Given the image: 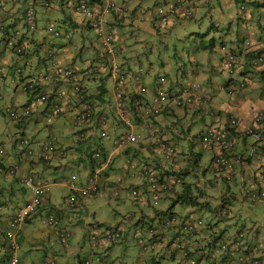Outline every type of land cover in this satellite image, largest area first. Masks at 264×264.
Wrapping results in <instances>:
<instances>
[{
	"label": "rangeland",
	"instance_id": "1",
	"mask_svg": "<svg viewBox=\"0 0 264 264\" xmlns=\"http://www.w3.org/2000/svg\"><path fill=\"white\" fill-rule=\"evenodd\" d=\"M11 1L12 0H9V6L13 5ZM127 1H130L129 4H136L137 1L141 0ZM117 2L119 1L117 0ZM252 2L257 3L255 0ZM263 2L264 0H260L261 4H263ZM207 3V5L199 9L195 19L181 20L173 25H166L158 21V19H156L158 18L157 8L153 9L154 7L150 8L151 10L148 9V18L144 13L136 14L132 11H128L125 13V19L118 21L114 25L115 33L118 38L121 34L126 36L127 49L134 54V60H136L135 72L139 73L142 70L145 74H154L160 81H158V87H162L167 91L170 90L172 86L174 87L173 89L176 90L180 88V85L189 86L190 83L200 84L202 82V78H200L201 74H199L195 80L189 74H191V70L201 69L196 61L199 60L200 57H206L205 61L201 64L204 69L209 71L208 73L211 79L214 80L211 94L219 97L222 103H226L229 102L234 95L221 89V84L228 81L231 77L221 65V57L224 54L222 46H225V48L229 50L234 47L236 48L237 45L240 44L239 42L248 44V35L252 31L255 33L259 32L264 38V30H260L264 26L262 23L263 21H260L264 14L258 15L259 8H255L253 3H250L249 0L241 4L236 0H216L211 4H209L210 2ZM119 5L122 10L127 9L121 4ZM242 5H246L245 9H241ZM12 7L14 9L15 5ZM17 13L19 15L21 11L18 9ZM15 14L14 11L13 15L15 16ZM73 14H75V16ZM13 15L11 16L13 17ZM38 18L41 26L48 24L51 27L64 29L73 36L71 43L66 45L67 47L59 52L60 55H57L59 61H62L61 53L64 51L70 55H76L78 53L76 48H81L80 50H83V34L89 36L95 33V29H91L85 25L83 17L73 12L71 9H68L67 12H63L59 7L51 10L39 8ZM243 18L246 19V22L249 20L248 23L250 25L248 27L251 26V30H248L246 23H242ZM256 18H259V22H257ZM131 21H133V23ZM74 22H76V26H73ZM126 22L127 25L123 27ZM131 23L133 25H131ZM154 25H156L157 28H155ZM38 32L40 33L41 30ZM48 41H53V44L57 47L62 44L59 40L53 39L45 30L44 33L38 36V43L44 44ZM212 44L213 47L209 49H207V47L204 48ZM236 50L237 49H233L234 52H236ZM42 54H44V50ZM13 59L14 58L10 55H7L6 58L0 56V62L3 63L6 62L9 64ZM73 59V64L76 65V67L83 66L80 57H74ZM110 80L111 79H109V86L112 88V80L111 82ZM154 87H157V85H154ZM0 92L3 95V99L0 101V107L2 109L0 112V145H6V152H10V150L15 152L21 151L22 147L20 146V142L16 140L23 137L29 139L33 151H37L45 141L52 136H57L58 133L60 137L62 134L66 137L68 134L73 138L72 140H76L72 134V121L69 119H67L66 122L64 121L65 131L63 132L58 129L57 123L49 126L45 118L42 119L41 124L38 123L36 126L33 123H29L27 128H19L18 125L20 122L11 120L5 115L4 111L6 107L21 109V106H23V103L27 100L22 87L15 89V87L8 82L6 86L0 87ZM156 98L157 97L153 96V99ZM262 105L263 104H261V107ZM104 112L107 115L111 114L113 116L111 120L108 121L107 126L109 137L102 136L100 129H97L96 134L98 133L99 140L95 142L96 144L91 143V149L99 147L98 145L100 144L112 149L118 137L121 136L123 132L127 131V128L121 125V123H117L119 127H115L114 114L111 112ZM185 122L189 124L188 120H185ZM212 122L213 120L210 114L205 116L204 121L200 120L198 117L197 121L192 125V137L190 141L185 139L179 141V154L181 156L180 166L185 169L194 168L191 177L193 182L192 186L196 187L193 188V191L195 190V195L201 196L200 200L202 202L209 201L212 207V210L200 212V217L207 223L212 222L213 225L216 223L217 227H215V230L216 228H224L227 225L230 226L229 229L231 231L238 229V227L246 228L249 231V240L251 242H257V245L264 247V201L252 203L253 193L262 185L261 174L264 172V166L259 168L256 164H253L247 174L242 175L245 178L241 180L240 184L231 185L232 189H228L229 186L224 182L219 183L217 189H213L212 186L207 183V178L203 176L201 171L202 168H210L213 152L206 151L204 149L205 146L200 140L201 130L205 127V124L211 125ZM175 124L176 126L179 125L173 122V125ZM229 125L228 128L231 129L233 138L236 142V147L233 151L234 156L238 148L236 138L237 124L236 126H231V123ZM135 128L137 129L138 127L135 126ZM183 148L186 149L185 155L183 153ZM191 149L192 151L195 150L196 153L203 154L199 162H195V159H193V162L191 161ZM202 149H204L205 152H203ZM87 152H90V149H88L86 153ZM10 154H13V152L11 151ZM143 154L145 153L143 152ZM3 155L4 154L1 153L0 157ZM74 155L78 157L80 154L77 153ZM7 160H9V158ZM84 160V165L79 167L68 162L67 156L61 161L60 159H53V162L51 161L53 165L43 169L45 171L44 173H31L33 174L35 184L41 182L46 185L49 199L46 201V208L44 207L45 209L42 211L39 210L38 213L33 215L32 220L22 227V231L25 234L22 239L21 233L23 247L20 251V257L23 264H43V261H55L59 264H79L80 261L84 260L89 261L90 264H100L98 255L103 249L102 247L95 248L91 245V234H99L102 228L105 227L120 228L124 231V239L121 245L115 248V252L110 254L112 257L117 253L121 258V264H142L143 261H146V264H211L205 258L199 263H193V261L185 259L182 253H174L167 247L162 251H156L157 253H155L156 255H154L153 259L150 258L152 254L144 256L145 254L141 251L138 242L136 230L137 227H142L146 224L144 222L143 225V222H141L139 226H136L133 225V223L142 216L143 212H145L146 217L148 215L151 216L150 219L148 216L146 222H151L156 213L155 208L157 210H166L170 207L172 201L164 200V197H161L158 200V205H155L156 198L151 194V204L146 203L145 195L141 197L140 202L134 201L132 196L134 187L129 186V183L133 182L134 179L130 178L129 171L126 168L125 170L127 171L129 179L123 172H121V174L113 171L111 172V177L113 179H117L118 177H115L117 175L122 180L120 184H116L114 187L100 182L101 179L108 181L107 177H104V173L101 172L98 179L99 193L96 194V196H86L85 200H83L82 195L81 202H78L77 210L67 211L71 209L66 205L67 199L76 198V195L88 184L89 178L91 177L92 166L88 167L86 165L87 160ZM116 160L117 165H125V156L124 158L118 156ZM41 167L42 166H39L38 171ZM207 174L208 179L212 177V172L208 171ZM190 179L191 178L186 179V182L191 181ZM3 180H5L4 177L0 175V184ZM82 181L83 186L80 184ZM201 190L205 193V197L204 195H200ZM230 190L231 193H237V201H232L230 206H228L233 218H229L231 215L227 218H222L220 214V208L222 206L221 199L224 195H222V193H226ZM3 192V197L6 196L15 206H24L26 202L33 197V192L28 187L20 191L15 189V192L12 193V200H10L8 196L10 188H8V192H5V190ZM172 198H175V196ZM84 201L85 203H83ZM172 211L175 214L186 217L190 212V208L181 203H177ZM50 213L57 217V221L54 224H49L48 222ZM133 215L136 220L132 221ZM81 220L82 222H80ZM65 231L73 233L69 248H65L60 242L62 233ZM140 231L142 238L148 241V230L146 227L141 228ZM219 258L218 256V259ZM103 259L105 261H111V259L107 257H103ZM236 261L237 259L234 264H236Z\"/></svg>",
	"mask_w": 264,
	"mask_h": 264
},
{
	"label": "built area",
	"instance_id": "2",
	"mask_svg": "<svg viewBox=\"0 0 264 264\" xmlns=\"http://www.w3.org/2000/svg\"><path fill=\"white\" fill-rule=\"evenodd\" d=\"M61 0H12L15 5V11L18 9L21 14L17 17H9L6 20L2 14L4 10H7L9 6V0H0V54L3 56H12L13 61L11 66L13 68L12 75L7 73L6 65L0 63V85L5 82L12 84L15 89L22 87L23 93L27 97L26 102L21 106V109H14L12 107L5 108V115L11 120L21 121L30 118L34 112L36 105H42L48 102L53 95L55 103L53 115L45 116L46 122L52 124L56 119L55 116L62 111L63 108L68 107V103L79 105V110L73 117V125L79 131L84 126L91 123L97 112V106L91 99L90 95L86 91L85 86L77 83L72 84V95L69 96L64 88V84L57 85L60 81H68L75 77L79 70L74 65H64L57 59L58 50L55 46L48 45L45 49L44 56L39 59V62L43 60L48 65V69L42 72H36L31 74L33 69V57H29L32 49L29 47L33 36L39 31V18L38 9L43 8L45 10H51L60 3ZM71 8L73 12L80 14L84 20L89 23L96 31L102 49V54L108 62L110 68L111 77L113 80V92L115 99V110L118 116L122 119L125 126L129 129L126 133L118 137L116 147L117 150H127L131 144L137 143L142 139V136L135 130L136 118H139L141 124L146 129L151 128V119L158 117L162 114L163 106L171 104L176 108H193L201 100L202 96L198 94L199 86L193 84L186 90H179L170 93L159 88L157 93L158 105L151 108L143 107L140 111H132L125 107V96L128 94L129 84L131 77L134 83L138 85L139 92L141 94H147L148 88L144 83V72L141 70L139 73L132 74V76L125 72L118 61V52L121 51L119 45V39L115 33L114 25L118 21H122L125 18V10H122L116 0H70ZM158 21L168 24L174 20L191 19L195 15V6L191 3V0H170L166 4L158 5L157 7ZM116 14V23L109 24L107 17L109 14ZM11 18V19H10ZM53 39L59 40L64 45L71 43L73 36L63 29L51 27L46 24L44 29ZM76 48V46H75ZM77 51L79 50L76 48ZM237 64V57L234 54L229 53L225 59L224 67L230 73L235 71ZM252 64L254 66L264 65V55L257 56ZM54 85L51 92L38 93V88L45 87L47 85ZM246 90V83L241 81L239 83H232L229 86L231 94L241 96ZM68 95V96H67ZM33 97V98H32ZM3 99V95L0 94V101ZM201 103V102H200ZM164 104V105H163ZM63 105V106H62ZM108 118L106 115L99 116V122L103 126L106 125ZM231 126H236V118L233 116L230 119ZM167 129H173V126L167 124ZM167 129L164 134H166ZM245 134L251 138L253 147L250 151L251 155L261 160L264 157L262 147H264V109L259 111L252 121V124L246 129ZM105 136L106 134L103 133ZM201 142L207 149H217L213 161L211 163V169L214 175L218 177H227L231 180L235 174V163L233 158V151L236 147L235 139L233 138L232 131L228 127L219 128L216 126L208 127L201 133ZM58 136H54L47 143L43 144L41 149L34 152L27 144L26 138L17 139L20 142V146L24 148V158L22 162L18 160L10 161L6 168L0 165V174L5 173L9 176H15L18 173H22L26 163L31 159L35 160H49L50 154L56 151V142ZM6 145H0V154L5 151ZM159 149L162 152L165 160L173 164V159L177 155L178 151L175 146L171 145L164 137L160 141ZM92 159L100 162L104 161L110 163L111 157L104 160L102 152L95 150L92 155ZM127 168L130 171L131 177L136 179L140 177L145 181L146 188L155 196V205H158V200L175 189L176 186L182 182L179 178L173 177L167 178V176L161 177L156 172L150 170L148 165H141L132 157L126 159ZM101 169H96L89 178L88 184L76 195V198L67 199V204L70 206L78 205L81 201V196H93L99 193V174ZM262 185L253 193L252 201L259 202L264 201V173L261 174ZM120 182V179L117 183ZM24 184L33 192L32 201L28 202L25 207L17 211L10 219L8 228L6 231L1 230L2 234L0 240V252L6 259L5 264H22L20 259V251L22 249L19 241L20 231L22 226L30 219L37 211L44 205L48 190L44 184H35L32 176L27 175L24 179ZM116 184L110 185L111 187ZM145 188L133 189L132 196L135 200L141 198L146 193ZM85 200V198H84ZM4 209V206L0 203V212ZM54 215L50 214L48 218L49 224H54ZM159 226L150 228L149 240L146 241L142 238L141 231L139 230L138 242L140 244L141 251L146 255L153 251L158 250L161 247L169 246L171 250H176L178 253H182L184 258H191L193 254L199 252L202 248V244L197 243L194 238L199 232H202L205 236H210L204 231L207 223L198 217H180L175 215L169 220L158 216ZM166 220V221H165ZM169 226H177L175 234L167 236L163 234V228ZM167 229V228H165ZM206 233V234H205ZM195 234V235H194ZM246 233H235L229 239V244H223L222 250H226L231 244L236 248L243 249L246 244ZM123 232L119 228L105 229L104 231L91 234V241L94 245H107L123 240ZM71 233L65 231L62 233L60 242L65 248L69 247V240ZM213 238V236L211 237ZM195 243L193 249L187 247L189 244ZM261 246L251 247L249 255L259 256L261 252ZM243 252V251H242ZM243 259V253L240 255V261ZM46 264H56L54 261H47ZM89 264V263H87ZM249 264H258V261Z\"/></svg>",
	"mask_w": 264,
	"mask_h": 264
},
{
	"label": "crops",
	"instance_id": "3",
	"mask_svg": "<svg viewBox=\"0 0 264 264\" xmlns=\"http://www.w3.org/2000/svg\"><path fill=\"white\" fill-rule=\"evenodd\" d=\"M119 2H116L121 4L122 6L126 7L128 11H132L133 13H144L145 16L148 18V9L151 10L150 8L157 6V5H162V4H166L168 3L170 0H142V1H137L136 4H129L130 1L127 0H118ZM216 0H191V3H193V5L195 6V16L194 19L196 18L199 9L204 6L207 5V2H210L209 4H211L212 2H214ZM220 1V0H217ZM251 3H253V0H249ZM257 1V3L254 5L255 8H259L258 9V15L264 14V2L263 4L260 3V0H255ZM256 5H259V7H256ZM56 7H59L62 9L63 12H67L68 9H71V4H70V0H61L59 4L56 5ZM54 7V8H56ZM53 8V9H54ZM153 8V9H154ZM13 8H7V10H4L2 12L1 15H3L5 17L6 20H9V16L13 15L15 10H12ZM147 12V13H145ZM16 13V11H15ZM75 16V14H73ZM18 15H16L17 17ZM20 16V15H19ZM13 17H15L13 15ZM15 17V18H16ZM19 18V17H17ZM16 18V19H17ZM11 19V18H10ZM117 19V15L116 14H109L107 17V22L109 24H113L115 22V20ZM84 20V18H83ZM257 22H259V18H256ZM127 21V20H126ZM251 21V20H250ZM262 23L264 24V15L262 16ZM133 23V21H131ZM178 21L176 20H172L171 21V25L177 23ZM249 20L246 22V19L242 20V23H246L247 27L250 25ZM43 23V22H42ZM85 25H87L89 28L94 29L89 23H87L84 20ZM131 23V25H133ZM173 23V24H172ZM40 25V22H39ZM46 25V24H45ZM45 25L41 26L40 25V29H44ZM127 25V22L125 23L124 26ZM73 26H76V22L73 23ZM155 28L156 25H154ZM251 27V26H250ZM248 27V30H251V28ZM64 30V29H63ZM261 31L264 30V26L262 27V29H260ZM44 33V30H41V32H37L32 40H31V45L29 43V47L32 49L31 54L29 57H33L34 60H37L35 62H33V69L31 70V74H34L36 72H42V71H46L48 69V65L46 63H41L39 62V59H42L44 54H42V51L45 49L48 45H53L57 48L58 50V55L59 52L61 50H64L65 47H67L64 44H61L59 47H57L56 45L53 44V41H48L47 43L44 44H39L38 43V36H40V34ZM249 41H252L253 44H255V48H253V53H250L249 51H247L246 48V44L243 42H239L240 44L237 45V47L232 48V49H237L236 53L238 54V58H239V63L237 65V69L235 71V73L233 75H231L230 79H234V80H242L245 79L247 82V89L246 91L241 95V96H234L231 97L229 102H224L222 103V100H220L219 97L217 96H213L211 94V88H212V84H213V79H211V76L209 75V71L203 68V65L201 64L202 62L205 61L206 57H200L199 60L196 61V63L198 64V66L201 69L198 70H191V75L193 78L198 77L199 74L200 78H202V82L200 83L201 85V89L199 90V95L203 96V99L201 101V103H203V105L199 104L196 108H188V109H180V108H174L173 106H170L167 110H165L163 112V114L161 116L155 117L152 119V125L151 128L146 129L145 127L142 126L140 119H137V131L139 134L142 135V140L141 142L137 143V144H133L130 145L128 147V149L126 151L124 150H117L116 148V142L114 143V147L112 149H109L108 147H106L105 145H98L100 147V149L104 150L103 153L105 155H112V161L108 166H105V168L103 169V173H104V177H107L108 181L105 179H101L100 182L103 184H112V183H116V184H120L122 182V180L120 179L119 176H115L118 177L117 179H113L111 177V172H115L118 174H121V172H123V174L127 175V171L125 170L126 168V161H125V165L119 166L117 165V160L116 158L118 156H121L125 159H127L129 156H132L133 158L139 156L142 157V162L144 163H149L152 164L153 166L156 167L157 164H160L161 167H158L159 171H165L169 168L168 164L164 161V159L162 158L161 153L158 150V140H161V138L164 137V135H166L170 140L172 139L173 142H175L176 144H178L180 146L179 141L180 140H188L190 141V138L192 137V125H194V122L197 121L198 117L200 120H205V116L210 114L212 117V124L211 125H207L205 124V127L201 130L200 132V136L201 133L208 127L210 126H216L219 128H223V127H228L230 126V119L235 116L236 118V124H237V132H236V138H237V151L234 154L233 158H234V163H235V179L237 184L241 183V180L244 179L245 177L242 176L244 174H247L248 170L250 169V167H252L253 164H256L259 168L264 166V158L259 160L256 157L251 156V148L253 147V143L251 138H249L248 136L245 135L246 129L252 124V121L254 119V116L261 110L264 109V67H254L251 65V61H252V57L256 54V53H262L264 54V38L259 34V32H250L249 33ZM119 39V44L122 46V50L120 51V55H119V61L122 63L123 68L127 69L131 72L135 71V65H136V60H134V54L132 52H130V50L127 49L126 46V36L122 35L118 38ZM83 47L84 50H79L77 51L78 53L76 55H70L68 53H66V51H64L63 53H61V63L64 65H74V57H80L81 58V62L83 63V66L79 67L80 75H79V79H81V82L85 84L86 88L91 92V94L94 96V98L96 99V101L98 102V105H100V108L98 109V115L102 114L104 111L106 112H111L112 114H114V122H115V127H119V125L117 123H121V125H123L121 119L119 118V116L116 113L115 110V102H114V98H113V91L112 88L109 86V79L105 80V78L108 76V72L105 70V68L103 67V58H102V53H100V42L98 39V35L95 31V33H92L91 35L87 36L85 34H83ZM207 46H205L204 48H206ZM1 56V54H0ZM3 57V56H2ZM223 57V55H222ZM222 57H221V65L223 67V63H222ZM3 58H6L3 57ZM73 59V60H72ZM72 60V61H71ZM6 65V69H7V73L12 75V71L13 68L11 66V63H3ZM91 66V67H90ZM78 67V66H77ZM83 68L85 69V73L83 74ZM88 68L89 70L87 71ZM227 72V71H226ZM228 73V72H227ZM229 79V80H230ZM156 80H157V76H155L154 74H150L147 73L145 76V84L149 90V92L145 95L143 94H139V90L138 87L136 85H133L131 83L130 85V93L128 94L127 99L125 100V107L127 109H131L132 111H140V109H142L143 107H148L151 108L154 105L158 104V99H153V96L156 97V90L158 88L154 87V85H156ZM226 81L225 83L221 84V89L223 90V87L225 85H227V83L229 82ZM111 82V80H110ZM105 87V89L108 90V93L103 94L104 89L103 87ZM64 87L67 90V93L69 94V96L73 97L72 95V91H71V84L65 82ZM187 86L184 85H180V88L176 89V90H180L183 88H186ZM54 88V85H47L43 88L44 92H51ZM174 87L172 86L170 90H175L173 89ZM95 91V92H94ZM24 104V103H23ZM261 104L262 107H261ZM72 109H69L71 111V113L69 112L66 116L58 118L55 120V123H57V127L59 130H61L62 132L65 131V122L67 121V119H69L70 121L72 120V117L74 115V113L78 110V108H76V104H74V102L71 104ZM39 107V110L37 109L36 114H34L33 117H30L24 121H22V123H19L18 127L19 128H27L30 124H34L35 126L42 122V119L45 118V116L48 113L46 112V109L43 110L42 105H38L37 108ZM103 109V110H101ZM101 110V111H100ZM2 111L1 107H0V112ZM108 117V121L111 120V117H113L111 114L107 115ZM185 120L189 121V124H187L185 122ZM65 121V122H64ZM171 122L173 124V122H176L177 124H179L178 126H176V124L174 125V129L173 130H167L166 134H164L165 130L167 129V124ZM108 126V125H107ZM90 127H92L93 129H90L88 131V137H86V140L83 141H79V140H72L73 138H71L70 136L65 137L63 134L60 138L59 144L61 146V148H63V151H65V155L61 156V155H56L55 159H60L63 160L66 156L68 157V162H71L74 166H79L81 167V165H84V162L86 159L87 160V166L91 167L90 161H89V157H90V153H86V149L91 146V143H95L96 141L99 140L98 138V133L96 134V130L99 129L100 125L99 122L96 120L90 125ZM107 128V127H106ZM124 133V132H123ZM122 133V134H123ZM72 135V134H71ZM70 140H67V139ZM159 138V139H158ZM72 140V142H71ZM201 140V138H200ZM74 141V142H73ZM87 141V142H86ZM83 143V144H82ZM96 144V143H95ZM85 150H84V148ZM14 148V147H13ZM12 148V149H13ZM204 149L206 151H212L213 155L211 157V161L214 158L215 154L217 153V149H207L204 147ZM202 149L203 152H205V150ZM186 149L183 148V153L185 155ZM13 152V154H10V152ZM10 152H6L2 157H0L1 162L3 161V163L7 164L10 161L13 160H20L21 155V151L19 152H15L13 150H10ZM143 152L145 154H143ZM79 153L80 155H78V157H75L74 154ZM191 153V161L193 162V159H195L196 161H200L201 158L203 157V154L201 153V157L199 158L198 154L196 153L195 150L192 151V149L190 150ZM120 154V155H119ZM74 155V156H73ZM198 156V157H197ZM9 158V160H7ZM181 158V156H180ZM180 158H179V165H180ZM53 162V161H52ZM50 164H41L40 162H35V163H28V168H25V170L23 171V173L25 174H30L32 172H36L38 174H42L45 171L43 169H46L47 167H51L53 165V163ZM62 165V164H61ZM39 166H42L41 169L38 171ZM128 169V168H126ZM165 169V170H164ZM92 170V168H91ZM192 173L189 174L188 178H191V181H187V183L191 184L192 182V175H193V171L194 168L191 167ZM203 176H206L207 180L209 182V180H211V178L208 179V174L207 172H212L211 167L209 168H202L201 169ZM120 172V173H119ZM88 174V173H87ZM130 176V175H129ZM16 178L13 177H4L5 180L2 181V183L0 184V200L6 204V208L4 210V212H2V214H0V226H5L7 227V217L9 215H12L13 213H15L20 207L22 206H15L11 203V201H9V199H7V197H3L4 195V190L5 192H8V188H10V192H8V196L10 197V200L13 199V194L16 190H23L24 185H23V180L22 177H24L23 174L19 175V176H15ZM127 178L129 179L128 175ZM120 182L117 183L115 180H119ZM86 180V178H85ZM81 186H83V181L80 183ZM131 185H139V186H143V181L140 177H138L137 179H134L133 182L129 183V186ZM114 187V186H113ZM143 188H145L146 193H144L145 198H146V203H150V194L147 192V188L146 186H144ZM180 188L178 187L175 191H179ZM96 196V195H94ZM172 196L168 197L167 199L164 197V200H169L170 198H172ZM85 203V201L83 202ZM46 208V205L44 206ZM42 208L40 211L44 210L45 208ZM78 205L76 207L72 206L71 209H68L67 211H75L77 210ZM143 211V210H142ZM156 214V213H155ZM149 219L151 218L150 215ZM148 216H145V212L142 213V216L140 218H138V220L136 222L133 223V225L138 226L141 222H145L146 225L142 226V227H138V228H143L146 227V229L150 230V227L148 229V224L146 222ZM136 220V218L134 217V215L132 216V221ZM82 222V220L80 221ZM156 223V222H154ZM153 224V223H152ZM155 225V224H153ZM124 232V231H123ZM208 234L209 231H204ZM22 233V239H23V235L25 236L24 232L21 231ZM73 236V233H72ZM124 236V235H123ZM20 239H21V235H20ZM124 239V237H123ZM52 240V239H51ZM195 240V238H194ZM123 241V240H122ZM122 241L120 243H117L115 245H109L107 247L104 246H95V248H101L103 249V251L101 253H99L98 255V260L100 264H121V258L120 256L115 253V256H112L110 254H112L113 252H115V248L119 247L122 243ZM92 245V244H91ZM93 246V245H92ZM195 246V243H191L188 245V247H190L191 249H193ZM162 251V250H160ZM157 253V252H155ZM155 253H152V255L150 256V258L153 259L154 255H156ZM103 257H107L110 258L111 261H105L103 259Z\"/></svg>",
	"mask_w": 264,
	"mask_h": 264
},
{
	"label": "trees",
	"instance_id": "4",
	"mask_svg": "<svg viewBox=\"0 0 264 264\" xmlns=\"http://www.w3.org/2000/svg\"><path fill=\"white\" fill-rule=\"evenodd\" d=\"M256 7H259V5H256ZM166 25H170V23H168ZM210 47H213V44L210 45L209 47H207V49H209ZM83 50H84V47H83ZM100 53H102L101 47H100ZM120 54L121 53L118 52V58H119V55ZM57 55H58V53H57ZM102 58L104 60L103 61V65L105 67H108V62L106 61V58L103 55H102ZM41 62H44V61L41 60ZM74 66H75V68H77L79 70V67H76V65H74ZM86 69H87V71L89 70L88 68H86ZM80 72L81 71L79 70V73L75 77H73L72 79L66 81L67 83L71 84V88H72V84L73 83H77L79 85L85 86L84 82L82 83L81 82V79L78 78L79 75H80ZM85 72L86 71L83 68V74ZM7 83L8 82H5L4 84L0 85V87L6 86ZM63 83H65V81H60L59 83H57V85H61ZM101 87H103V86H101ZM103 89H104L103 94L108 93V90L105 89V87H103ZM37 90H38V93H42L43 92V87H40ZM65 90H66V88H65ZM171 91L176 92V91H179V90H171ZM66 92H67V90H66ZM0 94L2 95L1 92H0ZM53 100H54V97L52 95L51 96V99L48 102L42 104L43 110L46 109V112L45 113H48L47 115H53L54 114L53 109H54L55 103L53 102ZM71 104L72 103H68V107L67 108H63L64 106L62 105L63 106L62 107V111L60 113H58L55 116V118L58 119V118H61V117L66 116L69 112L71 113V111L69 110V109H72ZM37 106L38 105L35 106L34 112L32 113V115L30 117H33L34 114H36L37 109L39 110V107L37 108ZM167 130H173V129H167ZM158 141H160V140H158ZM161 141H162V138H161ZM137 143H134V144H137ZM169 143H171V145L175 146L176 149H177V151H178L177 155L173 159V162H174V166L173 167L169 166V168L167 170L164 169L165 171L163 172V171H159L158 170V167H161L160 164H157L156 167L153 166L152 164H149V163H147V164H148V167L150 168V170L155 171L157 173L156 174L157 177H158V174L160 173V176L161 177L167 176V178H171V177H173L174 179L179 178L181 180V182H182V186H181V188H180L179 191L176 192L175 190H173V191H171L169 193V195L168 194H165V196H162V197H165L166 199L168 197L172 196V195L175 196V198H170L169 199V200L172 201V204L170 205V207L168 209H166V210H157L154 207L155 208V212H156V214L158 216H161L162 218H166L167 220H169L171 217H174L175 215H178V214H175L172 211V209H173V207L177 203H181V204H183V205H185V206H187V207L190 208V212L186 216L187 218L188 217H198V218H202V217H200L201 216L199 214L200 212L212 210V207L210 205V202L209 201L202 202L200 200L201 199V196L195 195V193H194L195 190L193 191V188H195L196 186H192L193 185L192 183L189 184V183L186 182V179H189L188 177H189V174L192 173V170H191V168H187V169L182 168V166L179 165V158H180V154H179L180 151L179 150H180V147H179L178 144H176L175 142H173L172 139L170 140ZM131 145H133V144H131ZM261 149L264 152V147H262ZM160 153L162 155V158H164L162 152H160ZM21 154H22V152H21ZM55 156H56L55 151H53L50 154V159L49 160H47V161L40 160V163L45 164V165L50 164L51 161L54 159ZM198 156L200 158L201 157V153H199ZM251 156L255 157L254 154L251 155ZM90 158L92 159V154L91 153H90ZM212 161H213V159H212ZM195 162H197V161L195 160ZM90 164H91L92 168L94 169L96 167H99V166L101 167V165H104V162L103 161L97 162V161L93 160L92 162H90ZM0 165L2 167L6 168V166L4 165V163H2L1 161H0ZM262 173H264V172H262ZM0 175L2 177H7V175L4 172L1 173ZM234 176L232 177L231 180H228V178L225 177V176L224 177L223 176L222 177H218L216 175H214V176L212 175L211 180H209V182L207 181V183L210 186H212L213 189H217L219 187V183L224 182V183H226L229 186L228 189H232L231 185H233V184L234 185H238L236 183V180H234L235 179ZM13 178H16V177H13ZM132 186L134 187L133 189H139V188H142V187H144L146 185H145V181H143V186L142 187L139 186V185H136V186L135 185H132ZM147 190H148L147 192L150 194L151 192L149 191L148 188H147ZM151 195H152V193H151ZM200 195H204V197H205V193L202 190H201ZM222 195H223L222 196V199H221L222 206L220 208L221 209L220 214L222 215V218H227L230 215L231 216L229 218H233L232 214H230V211H229L230 209L228 208V206H230V204H231L232 201H237V197H236L237 196V193L236 192H232L231 193V190H230V191H228L226 193H222ZM84 198L85 197H83V200H84ZM229 200H231V201H229ZM134 201L138 202L139 199L138 200H135L134 199ZM260 201H263V200H260ZM252 203H258V202H254L253 201ZM179 216L180 217H183L181 215H179ZM30 221L31 220H29L27 222H30ZM56 221H57V217L54 218V223H56ZM154 222H156V223H154ZM152 223L155 224V225H153ZM147 224H148V229H149V227L150 228H153V227H155L157 225L159 226V222H158L157 216L154 215V217L152 218V221L151 222H147ZM207 225H208L209 230H208L207 227H206L205 230L209 231L211 237L213 236V238H211L209 235L208 236H205L202 232H199L196 235L194 234L195 235V241L197 243H199L200 245L202 244L201 245L202 248H201V250H199V252L201 253V255H196L197 263H199L202 259L205 258L211 264H234V262H235L236 259H237L236 264H249V263H254L255 261H258V264H264V247H261V250L262 251L260 252L259 256L249 255V253L251 252V247L257 246L258 243L257 242H251L249 240L250 235L248 234V232H249L248 229L243 228V227H238V229H236L234 231H231L229 229L230 226L227 225L224 228H221V229H217L216 228V230H215V227H217V224L216 223H214V225H213V223L211 222V223H207ZM165 228H167V229H165ZM106 229H111V228H108L107 227ZM139 230H140V228L137 227L136 233H138ZM176 231H177V226H169V227H164L163 228V234L164 235H167V236H170V235L175 234ZM241 232L246 233L245 238L247 240L245 246H243V249L236 248L235 246H233V245L230 244L226 250H222L223 244H229L230 243L229 239L233 236V234H235V233H241ZM19 241L22 243V239L19 238ZM166 247L168 249H170L169 246H164L162 248V250L164 248H166ZM173 252L174 253H178V251H176V250H174ZM242 253H243V259H242V261H240V255ZM195 254L196 253H194V255ZM218 256L220 257L219 259H218ZM3 257L4 256L2 255L1 258H0L1 259L0 262L6 263V259L3 258ZM88 262L89 261H85L84 260V261H80L79 264H86Z\"/></svg>",
	"mask_w": 264,
	"mask_h": 264
},
{
	"label": "clouds",
	"instance_id": "5",
	"mask_svg": "<svg viewBox=\"0 0 264 264\" xmlns=\"http://www.w3.org/2000/svg\"><path fill=\"white\" fill-rule=\"evenodd\" d=\"M142 1V0H141ZM236 1H238L239 2V4H241V3H245L246 2V0H242V2H241V0H236ZM251 3V2H250ZM254 4H256V3H253V6H254ZM13 6V5H12ZM12 6H8V8L10 9V8H13ZM158 6V5H157ZM157 6H155V8L157 7ZM245 7H246V5H242L241 6V9H245ZM154 8V9H155ZM12 10H15V7H14V9H12ZM126 12H128V10H125ZM16 13H17V11H16ZM195 16V15H194ZM12 17V16H11ZM126 17V16H125ZM125 19V18H124ZM123 19V20H124ZM157 19V18H156ZM191 19H194V17L193 18H191ZM191 19H188V20H191ZM243 19H245V18H243ZM184 20H187V19H184ZM178 21V20H177ZM179 21H181V20H179ZM115 23H116V20H115ZM246 44V43H245ZM120 45V44H119ZM53 46V45H52ZM120 47H121V50H122V46L120 45ZM208 47V46H207ZM246 48H247V51H249L250 53H253L252 51H253V48H255V44H253L252 43V41H249V43L248 44H246ZM81 48H79V50H80ZM222 50L224 51V54H223V57H222V63H223V67H224V62H225V59H226V57H227V55L229 54V53H231V54H234L236 57H237V64H236V67H235V71H236V69H237V65H238V63H239V56H238V54L236 53V52H234L233 51V49H226L225 48V46H222ZM120 52V51H119ZM103 55V54H102ZM260 55H264V54H262V53H256L253 57H252V61L257 57V56H260ZM1 56H3V55H1ZM3 57H5V56H3ZM35 61H37V60H35ZM118 61H119V58H118ZM252 61H251V65L252 66H254L253 64H252ZM0 63H3V62H0ZM119 63L121 64V66H122V68H123V65H122V63L119 61ZM71 65V64H70ZM103 67L105 68V70L108 72L107 74H108V76L105 78V80L106 79H111L112 80V77H111V72H110V68H109V66L108 67H105L104 65H103ZM254 67H264V65L263 66H254ZM224 69H225V67H224ZM123 70L125 71V72H127V73H129L131 76H132V74H135L136 72L135 71H133V72H131V71H129V70H127V69H124L123 68ZM227 71V70H226ZM235 71L233 72V73H230L229 71H227L229 74H231V75H233L234 73H235ZM147 74V73H146ZM146 74L144 73V83H145V76H146ZM131 79V82H130V84H129V87H130V85H131V83L133 84V85H136L137 87H138V85L136 84V83H134V81L132 80L133 78L131 77L130 78ZM195 79H197V77L196 78H194V80ZM158 77H157V80H156V85H158L159 83H158ZM241 81H244L245 83H246V89H247V87H248V85H247V82H246V80L245 79H242V80H234V79H231V80H229V82L227 83V85H225L224 87H223V90H225V91H227L228 93H230V91H229V86L232 84V83H239V82H241ZM160 82V81H159ZM161 84V83H160ZM193 84H196V85H198L199 86V89H198V94H199V90L201 89V85L200 84H197V83H190V85L189 86H187L186 88H183V89H180V90H186V89H188V88H190V86L191 85H193ZM146 85V84H145ZM85 88H86V86H85ZM159 88H162V87H158L157 88V90H156V97H157V93H158V90H159ZM139 90V89H138ZM86 91L88 92V94L90 95V97H91V99L93 100V102H95V104H96V106H97V112H98V109L100 108V105H98V102L96 101V99L94 98V96L91 94V92L86 88ZM112 91H113V80H112ZM246 91V90H245ZM148 92H149V90H148ZM168 92H169V94L170 93H173L174 91H171V90H168ZM130 93V88L128 89V94ZM128 94L125 96V100L127 99V97H128ZM139 94H141L140 92H139ZM231 94V93H230ZM143 95H145V94H143ZM231 95H234L235 97L236 96H238V95H235V94H231ZM201 96V95H200ZM113 98H114V92H113ZM202 99H203V96H202ZM202 101V100H201ZM200 101V102H201ZM114 102H115V99H114ZM198 103L195 107H193V108H196L199 104L201 105H203V103ZM115 104H116V102H115ZM124 104H125V101H124ZM158 105V104H157ZM164 105V104H163ZM155 106V105H154ZM170 106H173V105H171V104H166V105H164L163 107V111H162V114H163V112L165 111V110H167ZM79 105H76V108H78V110H79ZM174 107V106H173ZM174 108H176V107H174ZM180 109H188V108H180ZM77 110V111H78ZM76 111V112H77ZM101 111V110H100ZM75 112V113H76ZM75 113H74V115H75ZM99 113V112H98ZM98 113L96 114V116H95V119L91 122V123H89L88 125H86V126H84L83 128H81V130L79 131L77 128H75L74 127V125H73V122H72V127H73V131H72V134H73V136L77 139V140H79V141H85L86 140V137H88L87 135H88V131L90 130V129H93L92 127H90V125L96 120V118H97V121L99 122V116H101V115H106L107 116V114L105 113V112H103L102 114H100V115H98ZM117 113V112H116ZM161 114V115H162ZM74 115H73V117H74ZM118 115V114H117ZM160 115V116H161ZM73 117H72V120H73ZM46 118V117H45ZM108 118V117H107ZM120 118V117H119ZM28 119V118H27ZM121 119V118H120ZM137 119H139V118H136V124H137ZM24 120H26V119H24ZM24 120H21V121H18V122H20V123H22V121H24ZM56 120V119H55ZM55 120H54V122L52 123V124H48L49 126H52L54 123H55ZM71 120V121H72ZM121 121H122V119H121ZM150 121H152V119L150 120ZM122 123H123V126H125V124H124V122L122 121ZM152 123V122H151ZM168 124H170V125H172L173 126V129H174V125L171 123V122H169ZM99 125H100V127H99V129H100V132H101V135L102 136H104L103 135V133H105L106 135V137H109L108 136V131H107V125H108V121H107V123H106V125L105 126H103L102 124H100V122H99ZM126 127V126H125ZM136 127H137V125H136ZM211 127V126H210ZM127 128V127H126ZM207 129V128H206ZM205 129V130H206ZM129 129L127 128V131H128ZM135 130H136V128H135ZM127 131H125L124 133H126ZM137 132V131H136ZM123 133V134H124ZM138 133V132H137ZM139 134V133H138ZM71 135V134H70ZM122 135V134H121ZM141 135V134H140ZM58 140H57V142H56V147H57V149H56V151H55V154L56 155H61V156H64L65 155V151H63V148H61V146H60V144H59V141H60V135H59V133H58ZM69 136V135H68ZM142 136V135H141ZM54 136H52V137H50L47 141H45L43 144H45V143H47L49 140H51L52 138H53ZM164 137H166L167 138V141L168 142H170V139L166 136V135H164ZM163 137V138H164ZM25 138V137H24ZM162 138V139H163ZM69 139V138H68ZM142 140V139H141ZM141 140L139 141V142H141ZM161 141V140H160ZM87 142V141H86ZM138 142V143H139ZM27 144H28V146L30 147V149H31V142L29 141V139H27ZM159 144H160V142H158V150H159V152H161L160 151V149H159ZM4 145V144H3ZM43 146V145H42ZM42 146H40V148L42 147ZM39 148V149H40ZM117 148V147H116ZM38 149V150H39ZM88 149H90V152H87V153H91L92 155H93V152L95 151V150H99V151H101L102 152V155H103V157H104V160H107L108 158H110L111 157V161H112V155H105L104 153H103V151L104 150H102V149H100V147H97V148H94V149H91V146H90V148L88 147L87 149H86V151L88 150ZM32 150V149H31ZM37 150V151H38ZM37 151H34V152H37ZM124 151H126V150H124ZM21 152H22V156L20 157V160H18V161H20V162H22V160H23V158H24V152H25V150H24V148H22V150H21ZM6 153V150L2 153V154H5ZM130 157H132V156H130ZM90 158V157H89ZM133 158V157H132ZM133 159H135L139 164H141V165H148L147 163H144V162H142V157H139V156H137V157H135V158H133ZM164 159V161L168 164V166H171V167H173L174 166V162H173V164L172 163H170V162H168L167 160H165V158H163ZM89 161L90 162H92L93 160L90 158L89 159ZM111 161H110V163H111ZM35 162H40V161H38V160H35V159H31L30 161H28V162H25L26 163V165H25V168H28L27 166H28V163H30V164H32V163H35ZM104 162V161H103ZM2 163H3V161H2ZM10 163V162H9ZM8 163V164H9ZM110 163H106V162H104V165H101V167L99 166V167H96V168H92V173L96 170V169H101V171H100V173L103 171V169L105 168V166H108ZM212 163V162H211ZM8 164H5L4 163V165L5 166H7ZM210 167H211V164H210ZM25 168H24V170H25ZM126 168H127V165H126ZM23 170V171H24ZM128 171H129V169H128ZM91 173V174H92ZM21 174H23L24 175V177H22V180H23V185H24V188H26V186H25V184H24V179H25V177L27 176V175H30V176H32L33 177V174H25V173H18L17 175H15V176H19V175H21ZM160 174V173H159ZM129 175H130V178H132L131 177V174H130V171H129ZM212 175L214 176V174H213V172H212ZM15 176H9V175H7V177H15ZM138 178V177H137ZM136 178V179H137ZM33 179H34V177H33ZM116 182H118V180H115ZM38 184H42L41 182L40 183H38ZM112 184H116V183H112ZM112 184H110V185H112ZM132 186V185H131ZM181 186H182V183L180 184V185H178V186H176L175 187V189L174 190H176L178 187L179 188H181ZM173 191V190H172ZM98 194V193H97ZM96 195V194H95ZM94 196V195H93ZM142 197V196H141ZM33 198V197H32ZM49 199V194L47 195V199H46V201ZM140 200H141V198L139 199V201L138 202H140ZM30 201H32V199L31 200H29V201H27L26 202V204L28 203V202H30ZM46 201H45V203H44V205L39 209V210H41L45 205H46ZM0 203L4 206V209L2 210V212H4V210H5V208H6V204L5 203H3L1 200H0ZM25 204V205H26ZM25 205L24 206H22V207H20L17 211H19L21 208H23V207H25ZM66 205L67 206H69V208H71L72 206H70V205H68L67 203H66ZM77 206V205H76ZM75 207V206H74ZM38 210V211H39ZM16 211V212H17ZM38 211H37V213H38ZM2 212H0V214H2ZM15 212V213H16ZM15 213H13L12 215H9L8 217H7V222L9 223V219L15 214ZM156 216H157V214H155ZM33 217V216H32ZM32 217L30 218V219H28L27 221H29V220H32ZM26 221V223L25 224H27V223H29V222H27ZM7 223V224H8ZM207 223V222H206ZM24 224V225H25ZM23 225V226H24ZM22 226V227H23ZM7 228H8V225H7V227H5V226H0V229L1 230H3V231H6L7 230ZM106 229V227L105 228H102V230H101V232L102 231H104ZM120 229V228H119ZM1 230H0V232H1ZM121 230V229H120ZM208 230H209V228H208ZM21 231H22V228H21ZM21 231H20V235H21ZM122 231V230H121ZM123 232V231H122ZM71 233V232H70ZM0 236H2V234H0ZM71 237H72V233H71ZM19 238H20V236H19ZM148 238H149V234H148ZM71 239V238H70ZM0 240H1V237H0ZM149 240V239H148ZM21 243V242H20ZM69 243H70V240H69ZM117 243H120V242H116L115 244H117ZM91 244L95 247V246H98V245H94L93 243H92V241H91ZM114 243H112V244H107V245H101V246H105V247H107V246H109V245H115ZM21 246L23 247V244L21 243ZM100 246V245H99ZM67 248H69V247H67ZM162 248L163 247H161V248H159L158 250H156V251H159V250H162ZM22 250V249H21ZM156 251H153V252H151V253H149V254H152V253H155ZM196 254L193 256V258H192V260H195V263H197V259H196V255H201V253L200 252H195ZM146 255H148V254H146ZM146 255H144V256H146ZM1 256H2V254H1V252H0V258H1ZM4 258V257H3ZM20 259H21V257H20ZM187 260H191V258L190 259H188V258H186ZM1 260V259H0ZM21 262H22V260H21ZM55 262V261H54ZM47 263V261H43V264H46ZM56 264H59V263H57V262H55ZM89 264H90V262H88ZM0 264H5V263H3V262H0ZM23 264V263H22ZM87 264V263H86ZM142 264H146V261H143L142 262Z\"/></svg>",
	"mask_w": 264,
	"mask_h": 264
}]
</instances>
